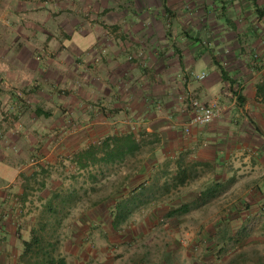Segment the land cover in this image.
Here are the masks:
<instances>
[{
    "label": "crops",
    "instance_id": "1",
    "mask_svg": "<svg viewBox=\"0 0 264 264\" xmlns=\"http://www.w3.org/2000/svg\"><path fill=\"white\" fill-rule=\"evenodd\" d=\"M104 1L91 22L85 0H0V264H23L33 198L48 188L40 171L109 134L140 139L147 180L183 173L178 186L239 156L264 179V14L253 0H166L167 11L163 0ZM190 96L220 116L189 124Z\"/></svg>",
    "mask_w": 264,
    "mask_h": 264
},
{
    "label": "rangeland",
    "instance_id": "2",
    "mask_svg": "<svg viewBox=\"0 0 264 264\" xmlns=\"http://www.w3.org/2000/svg\"><path fill=\"white\" fill-rule=\"evenodd\" d=\"M85 1L91 4L85 19L94 22L98 18L92 8L100 0ZM102 3L109 9L115 2ZM146 154L142 148L122 163L97 164L80 173L71 158L40 171L48 188L43 191L46 196L38 193L40 198H33L34 218L52 190L76 192L71 203L60 206L59 224L50 217L46 234L59 240L69 264H264L262 169L242 164L239 156L227 171L211 173L205 165L196 167L186 183L176 186L179 174L145 179ZM28 182L30 187L39 185L37 176ZM210 186H217L214 194L197 198ZM119 202L129 211L114 227ZM177 208V213H170Z\"/></svg>",
    "mask_w": 264,
    "mask_h": 264
},
{
    "label": "trees",
    "instance_id": "3",
    "mask_svg": "<svg viewBox=\"0 0 264 264\" xmlns=\"http://www.w3.org/2000/svg\"><path fill=\"white\" fill-rule=\"evenodd\" d=\"M165 8L166 0H163ZM255 11L258 17L264 14V6H259L256 0H253ZM260 89V86H259ZM261 89L262 86H261ZM142 148L140 139L134 133L128 132L125 134H109L103 137L100 141L89 144L79 150H76L71 158L72 164L75 165L77 171H81L97 164L115 165L122 163L128 156L135 155ZM179 174V181L185 180L183 173ZM167 184V183H166ZM219 183H216V185ZM42 185L44 182L42 181ZM217 186H210L199 191L198 197L200 200L206 199L208 196L216 192ZM76 192L73 190L61 192L60 190H52L46 197L42 210L34 218L33 225L30 228V237L23 241L22 252L19 255V260L23 264H69L66 257L59 250V240L53 238L49 233L48 227L50 217L53 216L57 221L61 222L59 214L60 206L63 208L67 203H71L75 198ZM74 205V202L72 203ZM119 212L115 215L112 225L116 227L119 219L124 217L129 211L122 202L118 203ZM180 209H174L170 213H177Z\"/></svg>",
    "mask_w": 264,
    "mask_h": 264
},
{
    "label": "built area",
    "instance_id": "4",
    "mask_svg": "<svg viewBox=\"0 0 264 264\" xmlns=\"http://www.w3.org/2000/svg\"><path fill=\"white\" fill-rule=\"evenodd\" d=\"M188 106L191 111L188 122L192 125L205 124L220 116V110L215 103L206 102L197 96H190Z\"/></svg>",
    "mask_w": 264,
    "mask_h": 264
}]
</instances>
